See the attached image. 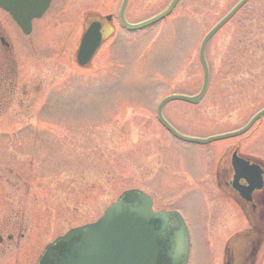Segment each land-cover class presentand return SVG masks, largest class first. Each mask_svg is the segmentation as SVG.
Returning a JSON list of instances; mask_svg holds the SVG:
<instances>
[{
  "label": "rangeland",
  "instance_id": "rangeland-1",
  "mask_svg": "<svg viewBox=\"0 0 264 264\" xmlns=\"http://www.w3.org/2000/svg\"><path fill=\"white\" fill-rule=\"evenodd\" d=\"M237 1L181 0L162 20L126 33L116 20L121 0H61L54 18L35 22L31 45L29 39L20 41L12 62L26 85L23 66L41 67L46 80L41 84L38 74H31V98L14 97L23 109L32 107L30 112L17 114L16 102L0 111V167L8 164L18 172L15 166L23 161L27 184V190L20 184V191L11 189L12 180L0 168L1 238L11 224L22 233L0 264H35L54 238L94 222L129 189L151 196L154 210L183 214L190 238L187 264H222L224 244L248 225L214 190L209 175L236 142L242 152L264 159V126L235 139L187 143L162 131L155 108L166 96L199 92L200 40ZM168 2L129 0L124 18L141 23ZM105 16L112 20L104 40L90 62L78 67L75 53L87 21ZM249 29L258 37L252 47L245 40ZM263 41L264 0H250L205 49L210 76L201 101L168 102L162 116L185 137L197 139L242 127L264 106V88L259 80L252 89L234 77L263 76L256 67L264 60ZM2 58L10 64V57ZM13 152L20 158L13 160ZM199 171L200 180L190 178ZM237 238L233 242L240 246ZM259 254L257 264H264V247Z\"/></svg>",
  "mask_w": 264,
  "mask_h": 264
},
{
  "label": "water",
  "instance_id": "water-1",
  "mask_svg": "<svg viewBox=\"0 0 264 264\" xmlns=\"http://www.w3.org/2000/svg\"><path fill=\"white\" fill-rule=\"evenodd\" d=\"M179 0H171L158 15L138 24H127L123 11L127 0H122L118 20L127 31L148 27L168 16ZM248 0H240L205 35L198 48V60L202 69V85L194 96L172 95L163 99L157 108L158 123L175 139L187 143L206 145L215 141L238 137L264 116V108L257 112L241 129L205 139L189 138L175 132L161 117V108L171 101L196 105L207 87V66L204 47L210 37L219 30ZM49 0H0V8L9 13L24 34H29L32 19L38 18L47 8ZM107 21L109 17L105 18ZM101 42L100 25L91 22L84 31L76 54L78 66H85ZM231 164L237 169L234 180L243 178L246 187L236 186L239 197L251 202L254 190L261 186V170L248 165L235 154ZM264 216V213H263ZM264 228L259 238L252 237L249 247L250 264H255L263 243ZM254 239V240H253ZM189 250L187 229L176 212H152L151 200L138 190L121 193L101 217L90 224L72 228L47 244L35 264H186ZM228 260L225 264H228Z\"/></svg>",
  "mask_w": 264,
  "mask_h": 264
},
{
  "label": "flooded vegetation",
  "instance_id": "flooded-vegetation-1",
  "mask_svg": "<svg viewBox=\"0 0 264 264\" xmlns=\"http://www.w3.org/2000/svg\"><path fill=\"white\" fill-rule=\"evenodd\" d=\"M170 1L171 0H169V2ZM179 1H181V0H179ZM57 3H61V0H49L48 6L44 10V12L38 18L32 19V21L30 23V32L27 35L24 34L23 31L12 21V18L9 15V13L6 12L5 10H3L2 8H0V111L5 109V108L8 109L10 107V105H12L14 102H16V100H14V97H16V94H20L24 98H31L30 92H29L30 90L28 89V86L31 83V81L33 83H35V81L30 79L31 74H33V77H35V73H37L38 74V81L37 82H39L41 84L43 83L42 80H46L45 77L42 75L41 67L39 69L36 67H32L29 69V68H25L23 66L22 72L25 73L27 80H28V84L26 85L25 83H23V81L20 80L19 75H18V65L16 64L15 61L12 62V58H13L15 48L19 45L20 41H24V40L27 41L29 39V44L31 45L30 36L33 34V31L35 30L34 25H35L36 21H40L43 18H47V20L49 21V19H52L55 17V14L59 11V6H58L59 4H57ZM246 4H244L241 7V9ZM237 13L229 21H231L237 15ZM105 17H109V20L107 21L105 19ZM105 17L102 21H100V19H92L91 21H87V22L95 21V22L99 23L100 35H101L102 41L104 40V37H105L104 36V31L106 30L105 26L110 25V22L112 20L111 16H105ZM222 17H223V15L220 17V19ZM116 20H117V18H116ZM117 23H118V21H117ZM224 26H222L219 30H217L210 37V39L207 41L205 49L207 48V46L210 43V41L212 40V38L215 35H217V33ZM107 27H109V26H107ZM108 31L110 33V29ZM208 31L203 35V37L201 39H203L205 37V35L208 33ZM247 34H248V36L246 37L245 40L248 42L247 45L252 47L254 40H257L258 37L255 35L256 33H253V30L251 31L250 29L248 30ZM263 43H264V41H263ZM240 44H241V46L244 45L241 42H240ZM245 50L248 51L249 49L245 46ZM75 55H76V53H75ZM6 56L10 57L11 62L9 65L2 58V57H6ZM75 63H76V56H75ZM256 67L261 69V71L263 72V76L258 75V77H255V76L245 77V79H243L244 77H242V76H235L234 80L238 81V79H239L240 84L246 83V85L251 87L252 89L254 88V86L256 88L258 87V80H259V82L262 83L261 87L264 88V60L261 63H258ZM8 69L10 71H8ZM208 80H209V78H208ZM18 81L20 84L18 83ZM240 87L244 88V86H240ZM235 88H237V86H235ZM32 89L36 90L35 92H37V90L40 89V84L38 87L36 86V87H33ZM33 94H35V93L32 92V95ZM34 102L35 101L33 98V101L31 102V106L32 105L34 106ZM16 103L18 106V109L16 110L17 114L23 115V112H28V111L30 112V108H32V107H27V108L23 109L22 107H20V105H21L20 100H18ZM263 118L264 117H262L261 119H263ZM164 119L171 127H173L172 124L166 118H164ZM260 120L255 122L252 125V127L250 128V130L253 128L252 131L255 132L256 130L258 131V129H263L262 126H264V122H262L263 120L262 121H260ZM155 121H156V118H155ZM156 123H157V121H156ZM25 126L28 128L27 125H25ZM26 127H24V129ZM248 140H249L248 138L245 139V141H248ZM15 154L16 153H14V152L12 153L13 160L19 159L20 157H17ZM232 154H235L237 158L246 162L249 166L255 165L261 170V176H260L261 186L259 189L254 190L252 192L251 202H249V203H247L243 199H241L239 197L237 190L233 189L234 182H235L236 186H241V187H246V183H245V180L243 178H238L236 181L234 180V177L236 176L235 172L237 171V169L234 168L231 164V155ZM29 159H31V158H29ZM27 163L29 164L30 162L27 161ZM0 168L3 171V173L6 174L8 181L12 180L11 182L7 183V185L11 189L14 190V188H15V190L17 189L18 191H20L21 190L19 188V184H20L23 187H25L22 189L27 190V188L25 186L27 184H25L24 181H22L25 179V177H24L25 172L23 170V161L18 163L17 166H15V168L18 170V172L17 171L13 172L12 166L10 167L8 164L1 165ZM19 173H20V175H19ZM203 174H204L203 171H199V172H196L195 174L191 173V174H189V176L191 179L200 180L202 178ZM212 179H213V181L211 182V184L214 186V190L216 192H218L220 195L224 196L225 201H226V199L229 200V202H231L237 209H239L240 212L241 211L243 212L246 223H248L250 225V227L254 228V239L259 238V235L261 234V229H262L263 223H264V216H263V213H264V159H260L259 157L249 155V154L242 152V150L240 149V142H236L228 148V150L224 156H222L221 158L218 159V162L215 164L214 171L212 173H210V175H209V180H212ZM150 198L152 200V207H153L154 200L151 196H150ZM155 211H158V210H155ZM168 211H177V209L176 210L170 209ZM177 212L181 215L184 222L186 223L187 220H185L183 214L180 211H177ZM11 226H13V227H11L9 229V234L8 233L6 234L5 240H3L1 238L3 232L0 233V256L2 254H4L5 251L7 252V250H10L11 248L14 247V246H12L14 236H18L19 239L22 238V235H21L22 233L19 234V232H17L14 229V224L13 225L11 224ZM251 240H252V237H248L246 246L241 247V249H238L237 247H235L236 245L234 244L233 240L227 241L224 244L223 250H222V264H225V262L227 260L229 261L228 264H250L252 261V255H251L250 250H249Z\"/></svg>",
  "mask_w": 264,
  "mask_h": 264
}]
</instances>
